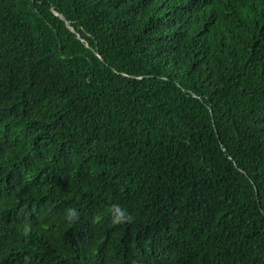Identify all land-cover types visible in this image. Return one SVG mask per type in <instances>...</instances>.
I'll use <instances>...</instances> for the list:
<instances>
[{"label": "trees", "instance_id": "trees-1", "mask_svg": "<svg viewBox=\"0 0 264 264\" xmlns=\"http://www.w3.org/2000/svg\"><path fill=\"white\" fill-rule=\"evenodd\" d=\"M0 264H264V0H0Z\"/></svg>", "mask_w": 264, "mask_h": 264}, {"label": "clouds", "instance_id": "clouds-1", "mask_svg": "<svg viewBox=\"0 0 264 264\" xmlns=\"http://www.w3.org/2000/svg\"><path fill=\"white\" fill-rule=\"evenodd\" d=\"M68 216L70 219L78 217L79 213L75 209H68ZM132 217L125 210H122L118 206L114 207V211L112 213V223L121 224L125 222H131ZM28 227L25 228V234L28 233Z\"/></svg>", "mask_w": 264, "mask_h": 264}, {"label": "water", "instance_id": "water-1", "mask_svg": "<svg viewBox=\"0 0 264 264\" xmlns=\"http://www.w3.org/2000/svg\"><path fill=\"white\" fill-rule=\"evenodd\" d=\"M60 18L65 20V17L63 15H60ZM66 23H67L68 26H70L69 22L66 21ZM78 37L80 38V36H78Z\"/></svg>", "mask_w": 264, "mask_h": 264}, {"label": "bare ground", "instance_id": "bare-ground-1", "mask_svg": "<svg viewBox=\"0 0 264 264\" xmlns=\"http://www.w3.org/2000/svg\"><path fill=\"white\" fill-rule=\"evenodd\" d=\"M66 20V19H65Z\"/></svg>", "mask_w": 264, "mask_h": 264}]
</instances>
